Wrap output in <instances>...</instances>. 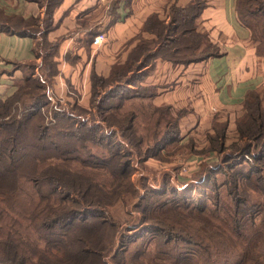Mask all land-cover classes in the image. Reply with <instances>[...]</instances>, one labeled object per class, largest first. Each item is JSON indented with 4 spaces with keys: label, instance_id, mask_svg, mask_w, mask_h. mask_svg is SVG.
<instances>
[{
    "label": "trees",
    "instance_id": "1",
    "mask_svg": "<svg viewBox=\"0 0 264 264\" xmlns=\"http://www.w3.org/2000/svg\"><path fill=\"white\" fill-rule=\"evenodd\" d=\"M25 1L42 7V18L7 16L0 9V31L38 36L41 58L30 64L16 91L0 100V264H264V201L253 202L257 194L264 198V94L248 91L239 105L211 114L186 144L191 153L214 151L219 156L216 164L204 165L193 183L213 179L210 206L158 202L155 197L162 192L148 190L144 178L137 185L132 182L134 169L123 145L133 150L139 164L158 159L166 145L181 138L183 111L152 103L160 86H143L140 70L146 57L151 56L146 64L154 60V47L161 61L194 63L202 36L198 39L183 21L176 34L167 31L147 42L149 50L139 65L128 64L131 73L113 69L125 83H115L102 95L96 87L105 78L91 70L89 104L97 97L100 124L83 122L81 114L91 109L75 101L79 88L74 83L68 84L65 107L53 106L49 121L54 123L46 125L34 107L46 102L59 73L58 48L64 35L53 34L52 15L62 0ZM192 4L186 11L189 21L206 2ZM234 11L237 22L249 30V42L264 67V0H234ZM113 21L116 18L110 17L108 23ZM185 30L188 51L180 53L176 42ZM97 34L106 36L105 31L92 30L83 35L84 42L93 46ZM217 55L214 47L205 45L198 60ZM65 58L73 64L81 61L69 50ZM130 86L136 91L126 95ZM118 134L119 143L108 141ZM219 173L222 182H214ZM128 198L133 200L132 212L143 217L123 229L110 209ZM129 230L136 235H127ZM148 232L156 238L144 242L139 233Z\"/></svg>",
    "mask_w": 264,
    "mask_h": 264
},
{
    "label": "crops",
    "instance_id": "2",
    "mask_svg": "<svg viewBox=\"0 0 264 264\" xmlns=\"http://www.w3.org/2000/svg\"><path fill=\"white\" fill-rule=\"evenodd\" d=\"M192 1L62 0L52 15L53 34L64 37L58 48L59 73L50 89L65 87L67 92L75 76L89 74L91 70L105 76L113 69L120 74L131 73L128 64L139 65L144 51L149 50L147 42L157 41L167 31L176 34L177 26L185 21V25H191V33L203 39L202 46H195L197 60L172 65L157 59L158 47H154V60L147 64L151 56L143 60L142 69L148 71L141 82L143 86H160L152 103L174 105L178 98H188L191 92L203 108L217 112L239 105L248 91H264L262 60L249 42V30L237 22L234 0H204L206 5L189 21L186 11L193 5ZM0 9L4 15H18L23 19L43 16L42 7L25 0L0 4ZM110 17L116 21L108 23ZM92 30L106 33V41L97 48L83 40V35ZM188 33L185 30L177 39L176 51H188ZM38 39V36H22L16 31H0V100L16 91L30 64L40 63L41 58L37 56L40 52L36 49ZM205 45H212L218 55L198 60ZM67 50L81 59L79 64L65 58ZM83 82L85 84L86 79ZM130 89L135 91L133 86Z\"/></svg>",
    "mask_w": 264,
    "mask_h": 264
},
{
    "label": "rangeland",
    "instance_id": "3",
    "mask_svg": "<svg viewBox=\"0 0 264 264\" xmlns=\"http://www.w3.org/2000/svg\"><path fill=\"white\" fill-rule=\"evenodd\" d=\"M12 1L13 0H0V4H10ZM211 47L212 45H210V48ZM140 71L145 74L148 70L142 69ZM37 75H39V72L36 74V76ZM96 75L98 77L105 78V82L102 84V86L99 85L96 87L98 95H102L107 92L111 88V86L113 88L115 83H125V80L122 77H119L116 71L108 74L107 76L100 73H97ZM89 76L90 74L75 76L73 83H76V86L79 88L77 95H75V101L79 105H82L84 109H91L90 114H81L80 117H83V122L85 123L87 121V125H95L100 124L97 123L100 122V117L94 107V101L97 100V97L94 98L92 104H89L91 99ZM84 79H86L85 84L84 82L82 83ZM42 81L44 82V78H42ZM66 90L67 89L65 87L62 90L50 89L52 93L50 91L47 92L46 102H41L37 104L36 107H34V110L38 111L37 113L39 115L44 116V123L46 125L54 123V120L51 123L49 121L53 117L52 107L59 104L62 107H65L63 105H65L66 100L68 99V97L70 99V96H68L70 94V90L68 89L69 91L67 92ZM186 90L188 89L186 88ZM135 91L133 89L126 90V95H130ZM256 93L259 95H263L264 91ZM189 94L190 96H188V98H176L178 102L174 104V111H183V114L181 115L179 121V124L181 126V138L179 137L178 141L173 144L166 145V147L161 151L160 157L158 159H148L145 163L139 164L136 161V156L133 150L129 146L123 144L122 145L124 151H128L130 153V160L132 161L131 168L134 169L131 180L135 185L138 184L140 178H144V181L148 186V190L152 189L154 191H157L158 193L162 192L161 195L155 197L156 199H158V202L167 204L173 202H181L187 204L191 203L200 208H204L209 207L211 204L207 197L213 190V179L210 183L201 182L197 186H195V184L193 183L198 180L200 174L203 171L202 169L204 165L210 166L212 164H216L219 160V156L214 151H208L207 153L200 155L195 154L197 152L191 153L186 147V144L188 143V140H190L189 138L195 137L196 131L202 129L208 117L216 112L215 109L207 110L203 108L201 101H198L195 96L191 95V92ZM130 101L132 102V100ZM184 112L186 113L184 114ZM75 128L79 130V126ZM198 135L200 136V133ZM118 136L119 134L110 138L108 141L119 143L120 138ZM22 144L24 148V139L22 141ZM76 146L77 144H74L72 147L74 148ZM184 168L186 170H183ZM222 180L223 177L220 173L214 177V182L219 181V183H221ZM191 184H193V189L189 188V185ZM165 189H167V191ZM171 190L174 191L173 194ZM141 193L142 190L139 191V195ZM255 194L256 193H252V195ZM255 196L256 197L253 202L260 203L264 201V198L261 194H257ZM132 204L133 200L128 198L123 204L119 203L110 209L112 216L123 227V229H127L126 227L134 225L135 222L143 217L138 212H132ZM126 233L131 237L133 235H136L137 232H134V230H129L126 231ZM139 236L143 237L142 240L144 242L152 241L156 238V234L152 232L139 233Z\"/></svg>",
    "mask_w": 264,
    "mask_h": 264
},
{
    "label": "built area",
    "instance_id": "4",
    "mask_svg": "<svg viewBox=\"0 0 264 264\" xmlns=\"http://www.w3.org/2000/svg\"><path fill=\"white\" fill-rule=\"evenodd\" d=\"M105 34H97L93 37V41H92V45L94 47H99L102 45V43L104 42L105 40ZM50 91V90H49ZM51 92V91H50ZM52 93V92H51ZM183 170H186L185 168Z\"/></svg>",
    "mask_w": 264,
    "mask_h": 264
}]
</instances>
